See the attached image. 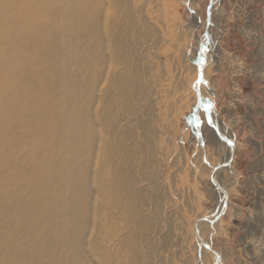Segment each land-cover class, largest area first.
Instances as JSON below:
<instances>
[{"label":"bare ground","instance_id":"obj_1","mask_svg":"<svg viewBox=\"0 0 264 264\" xmlns=\"http://www.w3.org/2000/svg\"><path fill=\"white\" fill-rule=\"evenodd\" d=\"M151 2L0 0V264H158L171 244Z\"/></svg>","mask_w":264,"mask_h":264},{"label":"rangeland","instance_id":"obj_2","mask_svg":"<svg viewBox=\"0 0 264 264\" xmlns=\"http://www.w3.org/2000/svg\"><path fill=\"white\" fill-rule=\"evenodd\" d=\"M150 5L162 31L150 58L163 96L162 183L174 234L171 244L159 241L157 262L264 264V0ZM209 126L222 140L212 141ZM216 196L228 204L211 222L221 212Z\"/></svg>","mask_w":264,"mask_h":264},{"label":"water","instance_id":"obj_3","mask_svg":"<svg viewBox=\"0 0 264 264\" xmlns=\"http://www.w3.org/2000/svg\"><path fill=\"white\" fill-rule=\"evenodd\" d=\"M201 72L203 73V80H205V79H204V69H203V67H201L200 74H201ZM214 109H215V107H214ZM230 163H231V162H230ZM227 204H228V197L226 198L225 203H224V205H223V208H222L220 214L218 215V217H217L216 219H214L213 221H211V222H217L218 220H220V219L222 218L223 213H224V212L226 211V209H227ZM219 259H220V258H219Z\"/></svg>","mask_w":264,"mask_h":264},{"label":"snow or ice","instance_id":"obj_4","mask_svg":"<svg viewBox=\"0 0 264 264\" xmlns=\"http://www.w3.org/2000/svg\"><path fill=\"white\" fill-rule=\"evenodd\" d=\"M199 80H200V83H201V84L204 83V80H203V73H202V72H201V74H200ZM213 107H214V105H212V104H208V105L206 106V108H205V111H206V112H207V111H210V110L213 109ZM209 123H211V121H209Z\"/></svg>","mask_w":264,"mask_h":264}]
</instances>
